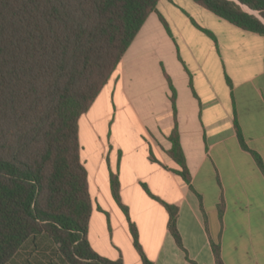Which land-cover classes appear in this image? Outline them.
<instances>
[{
	"label": "crops",
	"instance_id": "crops-1",
	"mask_svg": "<svg viewBox=\"0 0 264 264\" xmlns=\"http://www.w3.org/2000/svg\"><path fill=\"white\" fill-rule=\"evenodd\" d=\"M175 122L190 186L167 155ZM236 127L264 167V36L192 0H160L79 120L90 248L109 261L143 264L111 195L116 174L120 201L151 264H217L213 245L222 264H264V173L240 146ZM164 205L176 210L181 246ZM7 264L69 263L40 235Z\"/></svg>",
	"mask_w": 264,
	"mask_h": 264
},
{
	"label": "trees",
	"instance_id": "trees-1",
	"mask_svg": "<svg viewBox=\"0 0 264 264\" xmlns=\"http://www.w3.org/2000/svg\"><path fill=\"white\" fill-rule=\"evenodd\" d=\"M159 1L0 0V264L40 235L55 243L69 264H122L100 257L87 241L92 203L80 160L79 120ZM192 1L243 31L264 36V0ZM167 80L175 117V91ZM236 129L240 146L264 173L261 158ZM168 140L167 155L176 165L172 171L190 186L176 122ZM110 189L143 264H151L120 201L116 174L110 175ZM164 206L169 232L181 246L176 210ZM213 252L222 264L216 245Z\"/></svg>",
	"mask_w": 264,
	"mask_h": 264
}]
</instances>
